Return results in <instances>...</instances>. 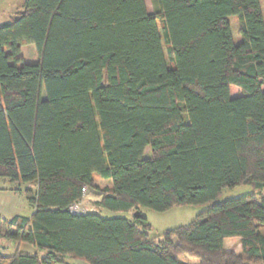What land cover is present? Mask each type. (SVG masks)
<instances>
[{
	"label": "trees",
	"instance_id": "1",
	"mask_svg": "<svg viewBox=\"0 0 264 264\" xmlns=\"http://www.w3.org/2000/svg\"><path fill=\"white\" fill-rule=\"evenodd\" d=\"M156 3L23 0L0 24V177L36 183L32 214L0 216V236L44 252L0 250V264H264V194L214 202L157 241L142 214L71 211L88 189L96 208L163 212L264 188V0ZM234 237L241 253L224 249Z\"/></svg>",
	"mask_w": 264,
	"mask_h": 264
},
{
	"label": "rangeland",
	"instance_id": "2",
	"mask_svg": "<svg viewBox=\"0 0 264 264\" xmlns=\"http://www.w3.org/2000/svg\"><path fill=\"white\" fill-rule=\"evenodd\" d=\"M22 0H16L14 4H7L0 6V23L1 21H9L10 19L3 20L8 12ZM149 12H155L157 9L156 0H145ZM262 10L264 15V6L262 4ZM229 22L231 24L233 37L236 43L241 38L239 36V19L236 16H230ZM21 56L26 63H35L38 61V55L36 46L33 43L24 44L21 48ZM240 94L239 88L232 86L231 95L238 96ZM146 155L150 153L149 148L146 149ZM95 184L101 187L112 186L111 179H106L100 176L98 173L93 174ZM26 189H36V183L31 182H13L7 178L0 177V216L5 219H10L15 215L30 216L34 211V206L28 201L26 197ZM264 194V188L260 191L254 189L250 185H239L233 188H225L222 190L220 196L213 202L204 204H187V205H175L170 209L158 212L150 208L140 206L138 210L123 212V211H111L105 208H96L93 205V200H96L99 196L95 190L88 189L85 192L84 199L78 205V211H96L99 215L106 218L111 217H123L127 219H133V216L138 211L142 214L149 224L151 229L149 231V237L153 240H161L163 233L168 229H174L178 226L188 224L196 215L205 211L212 203L221 202L228 199H234L241 196L255 195L259 196ZM224 249L226 251H232L234 253H241V243L238 237L225 239ZM0 250L5 254H12L14 252L24 254H34L36 252L44 254L39 251L35 246L29 243L18 244L11 240H8L0 236ZM182 261L196 264L198 259L188 254H182L180 256ZM65 261L70 264H89L84 260L66 257Z\"/></svg>",
	"mask_w": 264,
	"mask_h": 264
},
{
	"label": "crops",
	"instance_id": "3",
	"mask_svg": "<svg viewBox=\"0 0 264 264\" xmlns=\"http://www.w3.org/2000/svg\"><path fill=\"white\" fill-rule=\"evenodd\" d=\"M15 1L16 0H0V6L7 5V4L8 5L14 4ZM22 3H23V0L20 2H17V4H15V5H13L14 7L8 12V14L6 15V17L3 20L8 18V19H10L9 21H11L13 19V17L15 16L16 12L21 9ZM9 21H7V22H9ZM2 23H6V22L1 21L0 24H2Z\"/></svg>",
	"mask_w": 264,
	"mask_h": 264
},
{
	"label": "built area",
	"instance_id": "4",
	"mask_svg": "<svg viewBox=\"0 0 264 264\" xmlns=\"http://www.w3.org/2000/svg\"><path fill=\"white\" fill-rule=\"evenodd\" d=\"M78 205H79V203L78 204H75V205H73L72 207H71V211L72 212H80V211H78Z\"/></svg>",
	"mask_w": 264,
	"mask_h": 264
},
{
	"label": "water",
	"instance_id": "5",
	"mask_svg": "<svg viewBox=\"0 0 264 264\" xmlns=\"http://www.w3.org/2000/svg\"><path fill=\"white\" fill-rule=\"evenodd\" d=\"M135 215H140V213L137 211L135 213ZM174 244L177 245L178 244V239L177 238H173Z\"/></svg>",
	"mask_w": 264,
	"mask_h": 264
}]
</instances>
